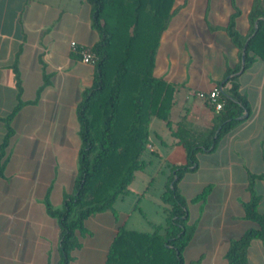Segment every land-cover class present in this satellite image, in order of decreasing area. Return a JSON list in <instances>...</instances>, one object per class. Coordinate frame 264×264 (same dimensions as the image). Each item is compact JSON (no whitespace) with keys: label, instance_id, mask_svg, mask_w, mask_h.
I'll return each instance as SVG.
<instances>
[{"label":"crops","instance_id":"obj_1","mask_svg":"<svg viewBox=\"0 0 264 264\" xmlns=\"http://www.w3.org/2000/svg\"><path fill=\"white\" fill-rule=\"evenodd\" d=\"M253 2L176 0L154 67V76L174 86L171 126L150 121V145L143 155L147 166L135 173L128 193L115 202L120 218L109 214L110 241L126 223L121 207L135 210L147 201L153 177L162 168L164 190L170 167L185 163L172 131L181 125L203 139L213 126L219 111L193 93L215 88L226 93L230 82L223 83L230 78L250 112L212 151L198 153L197 169L179 183L188 202V222L196 225L183 258L186 263L227 264L230 240L254 227L243 216V204L250 199L248 174L264 176V62L254 60L240 72L242 51L225 30L235 15V28L246 37ZM72 41L88 48L99 41L85 0H0V146L7 127L12 131L0 175V264L59 260V228L47 215L44 198L48 194L51 206L60 209L64 195L74 191L81 147L76 110L94 75V64L82 63L71 51ZM191 184L193 194L188 195ZM207 186L210 192L203 202H190ZM252 189L264 214V177ZM83 240L70 264H77ZM247 264H264V243L251 242Z\"/></svg>","mask_w":264,"mask_h":264},{"label":"trees","instance_id":"obj_2","mask_svg":"<svg viewBox=\"0 0 264 264\" xmlns=\"http://www.w3.org/2000/svg\"><path fill=\"white\" fill-rule=\"evenodd\" d=\"M91 8L92 27L99 41L90 48L95 55L92 85L77 106L81 147L78 152L74 191L66 194L60 209L51 206L48 194L44 206L59 228L56 264H70L82 240L91 236L85 222L99 214L120 218L114 204L128 193L137 172L147 163L143 155L150 145V121L155 118L170 128L169 114L174 86L154 76L155 59L161 37L175 11L176 0H85ZM250 33L242 37L235 28V15L226 33L239 51L244 49V67L254 60L264 62V0H254L249 13ZM238 71L236 69L234 72ZM213 126L203 139L178 125L172 137L182 147L185 163L170 167L160 195L165 215L163 224L144 233L124 224L109 243L103 264H194L186 263L183 252L196 225L188 222V202L179 189L186 173L197 169V154L210 152L249 114L250 108L233 78ZM7 127L0 146V175L11 136ZM2 161V162H1ZM264 176L248 174L250 199L243 204V216L254 227L229 242L227 264H247L252 241L264 243V214L253 192L256 180ZM210 192L205 187L190 202H203Z\"/></svg>","mask_w":264,"mask_h":264},{"label":"rangeland","instance_id":"obj_3","mask_svg":"<svg viewBox=\"0 0 264 264\" xmlns=\"http://www.w3.org/2000/svg\"><path fill=\"white\" fill-rule=\"evenodd\" d=\"M150 170L151 172L154 171L152 168ZM163 170L164 169L162 168V170L153 177L154 181L147 192V201H143L142 199L143 202L137 205L133 211L127 209V207H121L123 214L126 216V228L138 232L149 233L153 230L151 224H163L165 218L163 205L157 200L159 194L163 190V185L166 179ZM139 179V176H137L135 182L136 188L140 185ZM142 187L143 186H140V188ZM193 190L194 185L191 184L186 193L191 195L193 194ZM141 210L143 211L142 213ZM93 219L94 220H89L86 226L91 233L93 232L92 236L91 238L86 237L85 240H83L84 250L79 256L76 255L78 258L77 264H103L104 262L106 249L111 238L112 217L109 214H102Z\"/></svg>","mask_w":264,"mask_h":264},{"label":"built area","instance_id":"obj_4","mask_svg":"<svg viewBox=\"0 0 264 264\" xmlns=\"http://www.w3.org/2000/svg\"><path fill=\"white\" fill-rule=\"evenodd\" d=\"M70 49L73 53H75L79 57L82 63L93 64L96 59L95 55L91 52L90 48L78 45L74 41L70 43ZM220 92H221L220 89L215 88L208 94L198 92V93H193V95L200 99L208 100L214 106L215 110L219 111L222 107V104L218 102V98L220 97Z\"/></svg>","mask_w":264,"mask_h":264},{"label":"water","instance_id":"obj_5","mask_svg":"<svg viewBox=\"0 0 264 264\" xmlns=\"http://www.w3.org/2000/svg\"><path fill=\"white\" fill-rule=\"evenodd\" d=\"M244 49H243V51H242V67H241V69H240V72H242V70H243V65H244Z\"/></svg>","mask_w":264,"mask_h":264}]
</instances>
